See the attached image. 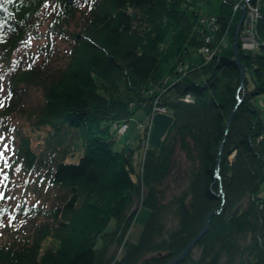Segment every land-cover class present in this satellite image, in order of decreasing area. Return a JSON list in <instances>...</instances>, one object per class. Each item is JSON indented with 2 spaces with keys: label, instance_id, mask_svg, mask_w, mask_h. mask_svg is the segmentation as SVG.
<instances>
[{
  "label": "trees",
  "instance_id": "16d2710c",
  "mask_svg": "<svg viewBox=\"0 0 264 264\" xmlns=\"http://www.w3.org/2000/svg\"><path fill=\"white\" fill-rule=\"evenodd\" d=\"M238 2L0 0V264H166L213 211L178 264H264V46L239 44L241 87ZM261 10L264 41V0ZM31 38L43 41L30 49ZM155 106L172 111L161 143L149 126L119 143L118 127ZM180 153L188 181L171 192ZM32 177L53 196L15 195ZM140 207L150 215L135 241Z\"/></svg>",
  "mask_w": 264,
  "mask_h": 264
},
{
  "label": "rangeland",
  "instance_id": "374dc122",
  "mask_svg": "<svg viewBox=\"0 0 264 264\" xmlns=\"http://www.w3.org/2000/svg\"><path fill=\"white\" fill-rule=\"evenodd\" d=\"M46 28H47V25L43 24L42 31H46ZM39 41H43V40H37V39L31 38L30 49H34L38 45ZM28 52H30L29 49L22 50L20 53V58L24 53H28ZM251 52L252 53H258L259 50H257L256 52H254V51H251ZM20 58H18V56H17L14 60V63L9 65V68L14 66L15 64H18L16 61H19ZM196 60L200 61V57H196ZM3 69L7 70L8 68H7V66H4ZM152 114H154V112ZM171 121H172V111H169V110L164 111V112L158 111L157 113H155L153 115V118H152V116H148V115L140 112L135 116V118H132L130 120L129 131L124 132V134L119 133V136H120L119 143H122L125 141H130L132 143V145L137 144V142L139 140V134L141 132H143V130L146 126H149L151 129L150 140L154 143V145H159L161 143L165 133L167 132ZM5 149H6L5 144H3V147L0 150V155L3 156L2 152H4ZM80 155H81V153L78 152L73 156H68L66 158V160H68V161L78 160L80 158ZM178 159H179V161H178V165L175 169V173L167 181V184L169 186H171V192L179 191L180 189H182L185 186V184L188 181L187 177L189 174L187 172L190 171L189 163L186 161L185 156L182 155L181 153H180ZM4 170L5 169L3 167H0V195L2 194V192H1L2 187L1 186L4 183V175H5ZM217 170H219L217 172H220V166L217 168ZM219 175H220V173H219ZM32 179H33V177H32ZM33 181H34V179L32 181H30L28 184V182H25V179L24 180L23 179L18 180L17 185L14 187V194L18 195V197H19L22 195L21 191L24 190L25 195H29L30 198H31V196H33V197L35 196V199L38 197L43 198L45 196H46V198H51L53 196V193H52V195L48 194L51 192L50 190L52 188L50 186L49 182H47L46 185H43V186L38 185V187H41L40 188L41 191H40V190L34 189V186L36 183H34ZM171 192H170L169 196H172ZM149 215H150V210L147 207H140V211L137 215L136 222H135V224L131 230L130 237L132 240L136 241L139 239V237H140V235L144 229L145 222L148 219ZM173 219H174V213L171 211L168 213L167 220L169 223H171L173 221ZM26 221H28V220H26ZM23 223L25 225L27 224L26 222H22L20 229H22V227L24 225ZM113 226H114V223L111 224V228ZM24 228H25V226H24ZM193 248L195 249V246Z\"/></svg>",
  "mask_w": 264,
  "mask_h": 264
},
{
  "label": "built area",
  "instance_id": "2783aa9c",
  "mask_svg": "<svg viewBox=\"0 0 264 264\" xmlns=\"http://www.w3.org/2000/svg\"><path fill=\"white\" fill-rule=\"evenodd\" d=\"M242 5L246 6V17L244 20L243 30H242V46L246 49H255L261 45H264V41H261L258 36V22L262 16V12L260 10L259 0H239L238 3L235 4V9H238ZM208 20V18H204L203 21ZM216 21L215 17L211 18V23ZM211 38L208 37L206 42H210ZM200 51L207 56L208 59L213 57L214 52L212 51L211 47L208 44L203 45ZM187 100L190 99V95H187ZM158 109V108H157ZM164 110V108H160ZM127 125L123 126V129H126Z\"/></svg>",
  "mask_w": 264,
  "mask_h": 264
},
{
  "label": "water",
  "instance_id": "95a60500",
  "mask_svg": "<svg viewBox=\"0 0 264 264\" xmlns=\"http://www.w3.org/2000/svg\"><path fill=\"white\" fill-rule=\"evenodd\" d=\"M245 15H246V7H245V5H243L242 8H241L240 18H239V21H238L237 26H236V33H235V36H234V43H233V46H232L235 63L238 66L239 71H240V86L241 87L244 86V82H245V78H246V67L242 63V61L240 59V55H239V44H240L239 35H240V30H241L242 23H243V20L245 18ZM234 113H235V111L232 112V116H233ZM220 151H222V147H221ZM220 159H221V157H220ZM223 194H225V193L223 192ZM214 213H215V211L211 212L208 215V217L206 218L205 224L199 230V232L196 234V236L189 242V244L186 246V248L181 253H179L177 256H175L173 259H171L169 262H167L166 264H178L179 262H182V261H184L186 259V257L190 254V252L193 249V247L208 232V230L210 228L211 219H212Z\"/></svg>",
  "mask_w": 264,
  "mask_h": 264
},
{
  "label": "bare ground",
  "instance_id": "6f19581e",
  "mask_svg": "<svg viewBox=\"0 0 264 264\" xmlns=\"http://www.w3.org/2000/svg\"><path fill=\"white\" fill-rule=\"evenodd\" d=\"M248 52L252 53L251 51H248ZM252 54H254V53H252ZM181 71H184V74H186V72H185L186 70H181ZM156 109H157V107L155 106L154 109H153V112H154ZM220 185H221V184H220ZM223 195H224V194H223Z\"/></svg>",
  "mask_w": 264,
  "mask_h": 264
},
{
  "label": "clouds",
  "instance_id": "9594fccd",
  "mask_svg": "<svg viewBox=\"0 0 264 264\" xmlns=\"http://www.w3.org/2000/svg\"><path fill=\"white\" fill-rule=\"evenodd\" d=\"M244 25V20H243V23H242V26ZM242 28V27H241Z\"/></svg>",
  "mask_w": 264,
  "mask_h": 264
},
{
  "label": "snow or ice",
  "instance_id": "6c2138e0",
  "mask_svg": "<svg viewBox=\"0 0 264 264\" xmlns=\"http://www.w3.org/2000/svg\"><path fill=\"white\" fill-rule=\"evenodd\" d=\"M5 147H7V145H5Z\"/></svg>",
  "mask_w": 264,
  "mask_h": 264
}]
</instances>
